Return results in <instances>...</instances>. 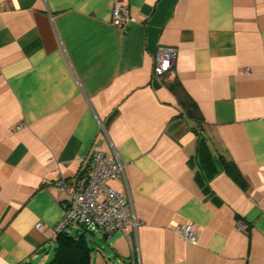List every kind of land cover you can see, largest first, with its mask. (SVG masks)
<instances>
[{
  "label": "crops",
  "instance_id": "0c3cea01",
  "mask_svg": "<svg viewBox=\"0 0 264 264\" xmlns=\"http://www.w3.org/2000/svg\"><path fill=\"white\" fill-rule=\"evenodd\" d=\"M160 45L177 53L156 78ZM173 81L202 116L206 169L223 155L241 184L200 176ZM94 151L124 163L109 184L138 225L111 240L128 264H264V0H0V264L49 262L55 182ZM188 221L193 243L174 231Z\"/></svg>",
  "mask_w": 264,
  "mask_h": 264
},
{
  "label": "built area",
  "instance_id": "2783aa9c",
  "mask_svg": "<svg viewBox=\"0 0 264 264\" xmlns=\"http://www.w3.org/2000/svg\"><path fill=\"white\" fill-rule=\"evenodd\" d=\"M134 21L127 4L115 2L112 10V23L124 28L126 23ZM177 49L160 45L154 54L153 75L160 78L174 64ZM124 163L116 154L94 151L88 167L67 179L59 177L55 185L63 191V215L54 227V236L69 228L103 230L104 236L111 238L115 232L126 233L129 226L136 227L138 222L131 217L129 198L117 191L109 181L123 175ZM41 223H36L39 228ZM238 227L246 228L238 222ZM174 231L188 242L196 241L192 222L175 225Z\"/></svg>",
  "mask_w": 264,
  "mask_h": 264
},
{
  "label": "trees",
  "instance_id": "16d2710c",
  "mask_svg": "<svg viewBox=\"0 0 264 264\" xmlns=\"http://www.w3.org/2000/svg\"><path fill=\"white\" fill-rule=\"evenodd\" d=\"M168 86L178 97L183 114H185V116H187L188 118L194 120L196 123L194 129L198 136L197 152L200 159L199 165L204 170L202 174L200 173V176L208 181L211 178L213 172L224 170L236 182L241 184V174L238 171L236 165L223 155H220L214 159V169H206L205 158L206 156H208L209 151L206 141L201 133V124L203 122V119L198 110V107L196 103L190 98V96L185 92L178 81L170 82ZM87 230L88 229L82 228L76 229L74 233L69 230L57 233L54 239L55 250L48 264H90L92 247L89 244V240L86 236L85 231Z\"/></svg>",
  "mask_w": 264,
  "mask_h": 264
},
{
  "label": "rangeland",
  "instance_id": "374dc122",
  "mask_svg": "<svg viewBox=\"0 0 264 264\" xmlns=\"http://www.w3.org/2000/svg\"><path fill=\"white\" fill-rule=\"evenodd\" d=\"M75 229V227L69 228V231L74 233ZM77 229H80V227ZM85 232L89 240V244L92 247L90 264H128V259L126 256L121 257L116 254V251L112 246L111 238L105 237L103 235L102 229H100L98 232H96V230H87ZM54 249L55 247L52 248V252L48 260L52 258Z\"/></svg>",
  "mask_w": 264,
  "mask_h": 264
},
{
  "label": "water",
  "instance_id": "95a60500",
  "mask_svg": "<svg viewBox=\"0 0 264 264\" xmlns=\"http://www.w3.org/2000/svg\"><path fill=\"white\" fill-rule=\"evenodd\" d=\"M55 250V249H54Z\"/></svg>",
  "mask_w": 264,
  "mask_h": 264
}]
</instances>
